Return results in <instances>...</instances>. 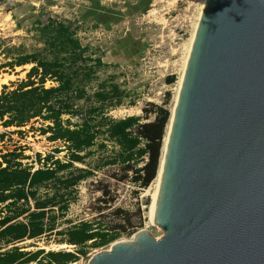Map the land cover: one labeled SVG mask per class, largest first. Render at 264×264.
<instances>
[{"label":"water","instance_id":"obj_1","mask_svg":"<svg viewBox=\"0 0 264 264\" xmlns=\"http://www.w3.org/2000/svg\"><path fill=\"white\" fill-rule=\"evenodd\" d=\"M168 124L149 215L162 236L88 264H264V0H201Z\"/></svg>","mask_w":264,"mask_h":264},{"label":"rangeland","instance_id":"obj_2","mask_svg":"<svg viewBox=\"0 0 264 264\" xmlns=\"http://www.w3.org/2000/svg\"><path fill=\"white\" fill-rule=\"evenodd\" d=\"M200 3L201 0H0V38L8 46H23L24 51L31 52L42 47L36 35L39 25L46 24L48 19L60 21L70 27L80 45L87 49L86 56L100 59L106 65L96 70L86 88L88 96L97 91L100 83L107 87L116 84L123 93L122 105L106 109L107 117L116 121L143 117V109H152L150 104L163 106L171 113ZM3 61L0 57V62ZM30 67L26 65L14 72L0 74V92L3 85L26 81ZM171 77L174 82L168 84ZM55 85L50 81L45 83L46 88ZM73 103L79 112L63 119L78 124L86 118L88 109L97 105L94 98ZM153 118L154 115L149 114L148 119L141 122ZM41 123L40 120L31 121L20 129L19 134L13 132L17 131L14 128H0V132L10 133L0 142V152L23 151L30 159L22 160V163L32 164L34 169L39 166L36 154L41 159L52 156L66 162L64 144L49 142L36 131ZM165 136L166 133L164 139ZM56 150L60 152L55 153ZM118 151L117 145L107 140L106 134L100 135L85 152L88 156L84 163L74 164L76 169L90 171V176L76 187L66 189L64 180L69 175L64 173L58 176L54 185L49 183L38 189L41 199L56 193V207L46 220L52 232L9 246L0 244V252L14 247L31 255L42 251L28 264H54L48 261L47 253H74L81 249L84 255L68 264H88L94 254L109 250L114 242L130 240L140 230L148 231L154 238L161 237L162 233L149 223L156 185L153 181L148 188L140 189L131 182L132 173L124 179L120 164H111ZM64 203L67 208L62 211L59 207ZM29 205L33 211V203ZM16 221L25 223L26 219L22 216ZM81 223H88L93 231L104 233H115L117 227L123 226L126 230L121 231L115 241L103 246H95L91 241L80 248L67 244L65 231Z\"/></svg>","mask_w":264,"mask_h":264},{"label":"trees","instance_id":"obj_3","mask_svg":"<svg viewBox=\"0 0 264 264\" xmlns=\"http://www.w3.org/2000/svg\"><path fill=\"white\" fill-rule=\"evenodd\" d=\"M36 32L42 47L31 52L24 51L23 46H8L0 38V57L4 60L0 62V74L31 65L26 81L2 86L0 128H14L17 131L13 132L19 134L20 129L31 121L40 120L42 123L36 131L46 136L49 142L63 143L67 161L62 162L52 156L41 159L36 154L39 166L34 169L32 164L22 163V160L30 159L23 151L0 152V244L5 246L52 232L46 220L56 207V193L41 199L38 189L49 183L54 185L60 174L69 175L64 180L66 189L76 187L90 176V171L76 169L74 164L84 163L88 156L85 152L102 134H106L107 140L114 142L119 149L111 164H120L124 179L132 173L130 180L133 184L140 189L148 188L158 173L162 140L170 118L167 108L154 104H150L151 110L143 109V117L132 116L118 121L107 117L106 109L123 103L119 87L116 84L107 87L100 83L91 97L86 92L96 70L106 65L100 59L86 56L87 49L80 45L70 27L60 21L48 19L46 24L39 25ZM47 81L56 85L46 88ZM173 82L174 78H169L168 84ZM166 96L169 98L170 94ZM91 98L96 100L97 105L88 109L86 118L80 124L63 119L79 112L73 103L75 100ZM149 114L154 115L153 120L142 123V119H148ZM7 135L10 133L0 132V142ZM30 202L33 203V211ZM66 208V203L59 207L62 211ZM22 216L26 219L25 223L16 221ZM116 229L115 233H104L93 231L88 223H81L65 231V241L79 248L90 241L95 246H103L115 241L120 232L126 230L124 226ZM40 253L42 251L31 255L14 247L0 252V264H28L35 261ZM81 255L84 252L77 249L74 253L50 252L47 258L50 263L68 264L76 262Z\"/></svg>","mask_w":264,"mask_h":264},{"label":"bare ground","instance_id":"obj_4","mask_svg":"<svg viewBox=\"0 0 264 264\" xmlns=\"http://www.w3.org/2000/svg\"><path fill=\"white\" fill-rule=\"evenodd\" d=\"M168 128H169V124L167 125V128H166V136H165V139H164V143L166 142V138H167V133H168ZM161 166V165H160ZM159 171H160V167H159V169H158V173H157V176H156V179L154 180V183H155V185L157 184V179H158V175H159ZM152 206V205H151ZM150 210H151V208H150ZM149 215H150V213H149ZM149 223H150V221H149ZM151 224V223H150ZM129 241V240H128Z\"/></svg>","mask_w":264,"mask_h":264}]
</instances>
